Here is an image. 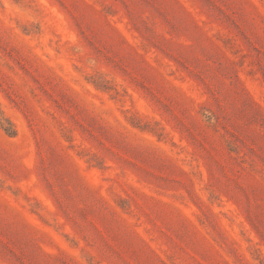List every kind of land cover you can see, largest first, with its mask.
<instances>
[{"label":"rangeland","instance_id":"obj_1","mask_svg":"<svg viewBox=\"0 0 264 264\" xmlns=\"http://www.w3.org/2000/svg\"><path fill=\"white\" fill-rule=\"evenodd\" d=\"M0 264H264V0H0Z\"/></svg>","mask_w":264,"mask_h":264},{"label":"trees","instance_id":"obj_2","mask_svg":"<svg viewBox=\"0 0 264 264\" xmlns=\"http://www.w3.org/2000/svg\"><path fill=\"white\" fill-rule=\"evenodd\" d=\"M4 129V131L7 133V135L9 136H14L16 134V132L14 130H9L5 127H2Z\"/></svg>","mask_w":264,"mask_h":264}]
</instances>
